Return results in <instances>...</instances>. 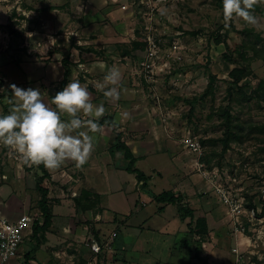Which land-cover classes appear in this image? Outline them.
Listing matches in <instances>:
<instances>
[{
    "label": "rangeland",
    "instance_id": "rangeland-1",
    "mask_svg": "<svg viewBox=\"0 0 264 264\" xmlns=\"http://www.w3.org/2000/svg\"><path fill=\"white\" fill-rule=\"evenodd\" d=\"M82 1L87 0H0V89L4 90L0 91V113H7V98L11 93L8 88L10 84L24 89L39 88L44 101L50 104L51 98L63 80L64 59L68 60L71 74L76 77L75 80L88 89L91 101L95 99L96 104L101 105L104 94L99 89L104 87L107 90L108 88L105 84L99 85L93 81L92 77H87L89 75L86 72V65L103 62L105 59L110 66L115 63L125 65L121 67L120 78V80L123 79L124 84H121L118 92L122 98H132L134 94L142 96L143 103L138 105L137 111L149 113V119L148 123L140 124L139 127L147 130L144 131L146 134L143 140L152 145L148 152L158 155L136 164L138 169L153 176L150 181L151 192L158 194L166 188L167 190L173 188L168 186L163 190L166 182L171 181L170 174L184 176L190 185V192L197 194L194 195L193 203L197 204L196 196L199 195V198L206 200L207 212L212 214L217 211L219 214L217 220H215L217 214L215 218L210 217L209 226L212 229L209 236L205 238L206 242L219 235L216 239L217 253L223 257L228 254L229 261L226 264H238V256L241 259L240 264H264V217L260 215L264 205V137L245 135L242 143H232L225 153L224 145L220 141L225 134L221 115L223 110L230 109L232 115L237 116L244 123L264 124V102L253 101L240 107L229 99L231 84L229 73L239 65L224 59L225 54H232L233 58H238L236 50L248 38L251 31L264 38V4L257 5L259 10L254 8V15L258 20L256 26L235 18L228 27H225L220 0H110L109 2H115L116 5L123 2L122 10L134 14L135 20L132 21L133 23H128V30L117 31L107 19L93 23L95 31L91 32L86 30L84 20L80 19L77 22L79 24H72L74 27L77 26L76 29L74 28L77 34L74 32L70 35L66 32L64 34L66 38H57L60 32L55 33L51 30L53 24L63 20V25H66L68 21L65 18L73 15L72 2ZM83 14L82 12L77 16L82 17ZM105 26L112 28L109 35L106 33L108 28ZM82 30H86V35L82 34ZM88 32L91 33L87 35ZM102 32L107 34L106 38L99 44L92 45V40L96 38L92 34L98 35ZM149 33L160 42L162 52L169 51L174 42L182 47L181 62L171 61L172 72L161 75L153 86L146 83L142 77L140 78V73L136 74L137 70L141 72L140 63L145 56L146 48H135V43L141 42V36L147 39L146 36ZM111 34L112 36L119 34L122 38L118 39L116 36L114 40ZM218 35L223 37V43H217ZM50 37H55V41L51 42ZM71 38L79 39L80 43L77 42L78 40L73 43ZM248 39L255 41L256 38L251 35ZM118 41L121 43H117ZM104 53H108V59L105 58ZM249 56H253V53L249 52ZM82 64L84 67L81 66ZM250 64L252 75L242 84L256 87L260 80H264V61L252 59ZM211 76L216 78L213 95L203 97ZM129 79H131V85L128 83ZM140 80L148 85L144 86ZM134 88L138 92L133 91ZM107 104L111 114L115 106L113 102ZM114 104H116L115 101ZM82 118L87 119V117ZM189 133L204 146L203 161L207 169L216 171L224 183L232 184L240 190V196L246 199L247 209L251 210L248 208L249 204L256 207V219L252 223L243 218L246 226L245 233L234 232L227 210L219 201L215 191L193 173L192 165L195 156L189 153L181 143L182 138ZM102 136L104 137L102 140L107 143L106 146H109L111 142L108 136ZM201 140L207 143L204 145ZM113 143L114 141L111 145ZM155 143L157 146H154ZM106 146V153H100L98 156L99 152H95L98 159L107 161L111 159L116 167L126 165L127 162L122 153L112 156L113 152L107 150ZM102 149H104L103 144L99 151ZM70 168L72 167L69 166L67 169ZM102 170L106 177L111 175L113 179L115 172L113 173L106 166L102 167ZM72 171L68 170V173ZM37 173L41 174L37 166H26L17 153L0 145V217L4 216L10 222L18 220L24 214L34 218L41 217L38 208L41 195L36 188ZM128 176L134 178L132 175ZM159 177H166L167 181ZM44 184L50 189L53 215L55 213L66 216L68 212L74 210L76 214H71L77 215L79 227L89 224V222L84 223L79 215L88 210L83 211L77 202L81 200L83 191L87 189L78 187V184L72 181L58 182L56 178L55 181L47 179ZM110 186L114 189L115 183L109 184L108 188ZM147 193L146 190L140 193L142 200L149 197ZM138 194L136 193V199ZM130 202L131 195L113 196L110 204H107L110 210L106 216L111 219L115 212H129L133 207ZM158 206L156 203L150 204L143 217L157 211ZM199 208L197 210L200 213L202 207ZM175 209L176 206L171 205L166 216L171 218ZM65 224V221L57 219L56 230L51 227L50 230L40 234L39 243L32 237L31 231L27 232L18 257L9 264H25V256L28 254L31 257L30 264H101L99 259L93 260L87 249V243L94 241L92 238L101 240L102 237L109 236L112 229L116 228L115 225L103 222L99 225L100 230L97 236L93 234L87 240L83 238V233L78 228L76 233L79 235L78 241H74L62 238L56 232L62 231L61 226ZM211 233L214 235L212 236ZM233 233L240 234L244 241L242 247L236 246ZM168 239L169 242L173 241L170 237ZM119 240L120 238L116 239V244L111 249L116 250ZM101 245L104 247V253L110 252L103 242ZM234 250H237V253ZM58 254L62 257L59 258ZM189 257L190 254L187 253L186 259ZM162 259L163 257L160 256V260ZM156 260L155 264H160L159 257ZM127 263L142 264V261L138 263L134 260ZM107 264H124V260L113 258Z\"/></svg>",
    "mask_w": 264,
    "mask_h": 264
},
{
    "label": "crops",
    "instance_id": "crops-1",
    "mask_svg": "<svg viewBox=\"0 0 264 264\" xmlns=\"http://www.w3.org/2000/svg\"><path fill=\"white\" fill-rule=\"evenodd\" d=\"M109 1L110 0H87L84 2L83 1L72 2L71 12L73 15H70L68 11L70 17L65 18L69 22V25H67L68 22H66V25H63L64 21L60 20L59 22L57 21V24H53L51 30L55 31V33L60 32V36H58L57 38H66V36H64L66 32L70 35L74 34V32L75 34H77L78 32L75 31L77 26L74 27L72 26V24H79L77 22H79L80 19L84 20L83 22L86 30L91 32L95 31V28H93L94 25H92L93 23L107 19L110 22V25L113 26L117 31H122V30L124 31L126 29L128 30V23L135 20L134 14L132 12H127V10H122L121 7L124 5L123 2H121L120 5H116L114 4L115 2H109ZM111 1H115V0H111ZM112 5L113 6L116 5V6L113 7ZM82 12L84 13L83 14L84 17L83 16L78 17L77 15H79ZM105 28H108V31L106 33L109 35L110 30L112 28H110L109 26H105ZM86 30H82L83 35H86L85 34ZM91 32H88L87 35L90 34ZM106 33L102 32L99 33L98 35L92 34L93 36H96V38L93 39L91 42L93 43L92 45H96V43L99 44L102 39H105L107 35ZM116 36H118V39L122 38L119 37V34L118 35L114 34L112 38L115 40ZM71 39L73 43L77 40H78L77 42L80 43L79 39L77 40L75 38H71ZM117 43H121V41H118ZM104 55L105 58L108 59L109 57L108 53L106 54L104 53ZM139 57H137L138 60H140ZM81 66L84 67L83 64ZM86 66H87L86 72L89 75L87 77H92L93 81L101 85V84H105L104 77L109 69L117 68L119 72L122 74L121 67H124L125 65L123 64L119 65L115 63L113 66H110V64L107 63L105 59V61L103 62H97ZM133 70L135 71V69ZM139 73L140 72L137 70L136 74L139 75ZM139 77L141 78V75ZM62 78H64V71ZM75 79L76 77L75 76L73 77V75L71 74L70 81ZM128 81H129L128 83L131 85V79H129ZM140 82L144 84V86L148 85L143 80L142 81L140 80ZM119 83L120 84L116 86L117 91H119L121 84H124L123 79L120 80ZM106 86L107 88L112 87V85L105 84V87ZM133 91L138 92L136 88H134ZM114 101L116 102V104H114ZM91 102L94 105L97 106L100 105V104H96L95 99H93ZM106 102L107 103L113 102V105L115 106V108L113 109L114 111L111 114L108 111L110 108L108 107V104ZM141 103H143V98L140 94L138 95L134 94L132 95V98H122L121 94L119 93V98L116 100L106 98L105 96L102 99V105L105 108L104 116L114 115L117 117V119L122 125V131L124 132V141L131 148L135 156L138 158V162L150 158L152 156H158V155H152V153L148 152V150H151L152 145H150L149 142L143 140L144 135L146 134L144 131L147 130L140 128L139 126L140 124L148 123L149 113L147 114V112L144 111L141 112L137 111L139 107L138 105ZM124 113H127L128 117H125L123 115ZM143 121H147V122H143ZM110 129L111 128L109 127H101L99 132L94 134L90 133V135H93L94 137L93 140L94 149L91 153L89 160L82 167H76L74 162L67 161L65 162L64 165L61 166V168L57 170L52 171L47 169V171L51 176L50 178L51 181H55V178L58 180V182L63 181L69 183L72 181L73 183L78 184V187L82 186L84 189H87V191H89L90 193L101 197V202L98 207L94 209H89L83 214L78 213L82 218V221L84 223L89 222V224L82 225L81 227H79L77 215L76 216L73 215L75 211L71 210L66 214V216L62 214L54 213L52 228L56 230L55 224L57 219L63 220L66 222V224L61 226V228L63 227L62 231L57 230L56 232L59 233L62 236V238L65 239L68 238V239H73L74 241H78L77 237H79V235L76 234L78 228L81 229L83 233V238L87 240L90 239L89 236L93 234H94L93 236H97L96 234L100 230L99 225L102 224L103 222L113 223L116 228L112 229V232L109 236L102 237L101 240H99V238L96 240L95 238H92V240L97 241L99 243L103 242L104 246H110L111 248H113L112 246L116 244L115 243L116 239L120 238V240L117 242L116 250L111 249V251L108 253L103 252L102 253L103 255L100 254L99 256H95L91 252V250L87 248L91 256L93 257V260L99 259L101 264H105V262L107 264L113 258L115 260H124V264H128L127 262H133L134 260H136L138 263H140L141 260L142 264H155L157 262L156 259L158 257H159L158 262H160V264H226V262L229 261L228 254L226 257H223L222 255L217 253L218 245L216 239L218 238L219 235L215 239L212 237L207 242L205 239H202V237L200 236L199 237L192 236L190 234L188 227V224L191 222V219L182 218L179 214V210L177 206L176 209L173 210L174 214L172 215L171 218L166 216L167 212L171 208V205H159V204L157 211H155L151 215H146L145 217H143L148 206L152 203H156L152 199L149 193V191H151L150 182H149V188L144 189L142 183H139L133 174L129 173L128 175H132L134 176V178L125 174L127 172L125 164H123L120 167H116L112 162L113 160L110 159L107 161L101 158L98 159L97 156H95V152H99L97 153L98 156H100V153H106L105 146L107 145V143H105V141L102 140L104 138L102 135H105L106 137L108 136V138L110 139L109 141L111 143L114 141L113 145H111L110 143L109 146H106L107 150L110 151L111 148L114 146L115 137L112 130ZM101 144H103L104 149L99 151ZM154 146H157V143H155ZM119 153L121 152H115L112 154V156L118 155ZM69 166H71L72 168L67 169L69 168ZM104 166L110 169L113 173L115 172L113 174L114 175L113 179L110 177L111 175L110 176L108 175L106 177L105 172L102 170V167ZM170 166L171 164L169 165V170H170ZM68 170H73V171L72 173H68ZM155 171L156 170H154V172ZM158 171L161 170H157V172ZM148 176H151V180H152L153 176L152 175H148ZM170 176L172 178L169 183L166 180L167 179L166 177L163 178L159 177V179L163 181H167L166 186L163 188V190L168 186L173 187L168 190L166 188V190L164 191H172L175 194H181L184 198L182 204L184 206L187 205L190 206V208H192L195 211L196 218H198L199 215L205 216L208 225H210L211 216L215 218L216 217L215 215L217 214L215 220L219 219V214L217 213V211L215 213L213 212L214 214L207 212V209L205 208L206 200H204V198L201 199L199 198L198 195V197L196 196L198 201L197 204L193 203L194 202L193 200L195 198L194 195L197 194L196 192H190V185L189 183L186 182L184 176L182 175L174 176L172 174H170ZM111 183H115L114 189H112L111 186L108 188V185ZM143 190H146L148 192L147 194L149 195V197L147 196V198L144 200H142V196L140 195V193L143 192ZM136 193H139L137 195L138 199H136ZM120 194H127V196L131 195L130 203L133 205V207L129 210V212H124V213L115 212V215H113V217L109 219L106 216L107 212L110 210L107 207V204H110L109 203L110 199L113 196ZM161 207H163L162 210L160 209ZM199 207H202L201 208L202 211H200V213L198 212V210L200 209ZM221 215L222 214H220V216ZM1 218H5V217L1 216L0 219ZM229 222H231V226L234 228L232 221L229 220ZM209 229L211 231L212 228H210L209 226ZM114 233H117V237L115 238H113ZM147 235L148 236L151 235L155 239L151 236L148 238ZM211 235L213 236L214 234L211 233ZM179 236H181L182 238H180ZM233 236L234 239L236 240V246L242 247L244 241L241 239L240 234L236 235L233 233ZM157 237H159V239H157ZM169 237L172 238L173 241L169 242L168 239ZM178 237L180 239H178ZM155 252H157L156 253L157 255H155ZM187 253L190 254V257L186 259ZM60 255L58 254L59 258L62 257ZM160 256H162L164 260L163 259L160 260ZM180 257H183L184 259Z\"/></svg>",
    "mask_w": 264,
    "mask_h": 264
},
{
    "label": "clouds",
    "instance_id": "clouds-1",
    "mask_svg": "<svg viewBox=\"0 0 264 264\" xmlns=\"http://www.w3.org/2000/svg\"><path fill=\"white\" fill-rule=\"evenodd\" d=\"M258 4H264V0H222L225 27L235 18L256 26L254 8ZM50 40L55 41L52 37ZM120 78L117 68L108 70L104 81L112 87L99 89L106 98H119L116 85ZM8 88V110L0 113V145L17 153L22 163L30 167L43 165L57 170L67 161L82 167L89 160L94 149L90 133L100 131L97 121L104 116L105 108L91 102L85 86L78 80L69 81L55 93L50 104L44 101L39 88L24 89L15 84ZM123 115L128 117L127 113Z\"/></svg>",
    "mask_w": 264,
    "mask_h": 264
},
{
    "label": "trees",
    "instance_id": "trees-1",
    "mask_svg": "<svg viewBox=\"0 0 264 264\" xmlns=\"http://www.w3.org/2000/svg\"><path fill=\"white\" fill-rule=\"evenodd\" d=\"M222 1V0H220ZM256 9L259 10V7L256 5ZM14 32V31H13ZM18 34L17 32H14ZM254 35L255 41H250L249 36ZM248 38L244 40L243 44L236 50L238 58H233V55H224V59L235 65H239L231 70L229 77L231 79V84L229 88V99L236 102L237 105L243 107L245 104H250L253 101L264 102V80H260L256 87H251L248 84H242V82L252 75L251 64L252 59H260L264 61V38L259 34L250 33ZM141 42L135 43V48H146L147 39L141 36ZM217 43H223V37L218 35L216 38ZM249 52L253 53V56H249ZM64 66V78L60 83L59 88L56 89L55 93L61 90L66 83L70 81L71 68L68 64V60H63ZM210 82L208 87L203 95V97H208L213 95L215 88L216 78L214 76L210 77ZM223 117V126H224V138L220 141L223 143V152L225 153L230 149L232 143H242L245 135L249 136H260L264 137V124L252 125L249 123L242 122L237 116L232 115L230 109L223 110L221 113ZM113 121H116L115 125ZM97 123L101 127L111 128L114 137L115 144L111 148V152H121L126 164V171L130 174H133L139 183H142L144 189L149 188V182L151 176L146 175L143 171L136 167L138 158L135 156L131 148L124 141V132L122 131V125L114 115L103 116ZM205 145L207 142L201 140ZM214 142V141H213ZM27 166V165H26ZM37 169L41 174L37 173L36 176V188L41 195L40 200L38 201V208L41 214V217L35 220L32 224V237L37 240L39 243V235L50 230L53 225V207L51 205L52 201L50 198V189L45 186L44 182L47 179H50V174L47 169L43 166H37ZM152 199L159 205H174L178 207L179 214L182 218H190L191 222L188 224L190 234L192 236H200L202 239H205L209 236L210 229L205 216L195 217V211L190 208V206H184L182 204L184 198L181 194H175L172 191H164L161 194H155L149 191ZM78 204L83 208V211L94 209L98 207L101 202V197L98 195L91 194L90 192L83 191V196L81 200L77 201ZM248 208L255 209L256 207L252 204L248 205ZM161 210L163 207L160 208ZM261 217H264V205L262 209ZM187 241V240H185ZM31 257L30 255L25 256V264H30Z\"/></svg>",
    "mask_w": 264,
    "mask_h": 264
},
{
    "label": "built area",
    "instance_id": "built-area-1",
    "mask_svg": "<svg viewBox=\"0 0 264 264\" xmlns=\"http://www.w3.org/2000/svg\"><path fill=\"white\" fill-rule=\"evenodd\" d=\"M146 37L147 46L145 56L140 63V75L146 83L153 86L161 75L172 72L171 61L181 62L182 47H180L179 43L174 42L169 51L162 52L160 42L157 39L153 38L150 33ZM181 143L189 153L195 156L192 165L193 173L197 174L200 179L204 180L215 191L219 201L227 210V216L232 221L235 232L245 233L246 226L243 218L252 223L256 219V210L247 209L246 199L240 196V190L233 187L232 184L224 183L216 171L207 169L203 161L205 148L196 137L190 133L186 134L182 138ZM37 219L39 218H34L29 214L22 215L14 222H10L5 218L0 219V264H9L18 257L25 236L27 232H32V224ZM115 237H117V233L113 234V238ZM87 247L95 256H99L104 250L101 243L97 241L87 243ZM106 247L111 251L110 246ZM234 252L237 253V250H234ZM237 263H241L239 256Z\"/></svg>",
    "mask_w": 264,
    "mask_h": 264
}]
</instances>
